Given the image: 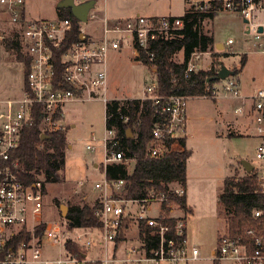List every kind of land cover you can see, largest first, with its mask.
Returning <instances> with one entry per match:
<instances>
[{
  "label": "built area",
  "instance_id": "obj_1",
  "mask_svg": "<svg viewBox=\"0 0 264 264\" xmlns=\"http://www.w3.org/2000/svg\"><path fill=\"white\" fill-rule=\"evenodd\" d=\"M86 0H74L80 4ZM188 8L216 12L234 10L247 20L248 31L255 32L254 39L264 54V18L255 20L259 12L264 13V0H187ZM0 13L7 20L21 26L24 52L29 57V67L24 79L22 93L18 97L0 99V264H110L120 261L131 264H192L200 257L197 246L189 242L188 205L181 199L187 197V187L179 182L169 183L166 189L150 188L143 197L129 198L121 195L126 181L103 176L95 182L100 192L101 206L97 214L102 228H69L67 222L48 217L49 207L45 203L46 179L39 175L28 179L23 166L15 155L25 129L36 121L37 107L42 109L41 128L56 131L66 126L65 105L69 102L102 100L105 105L112 98L109 92L108 61L112 51L121 49L129 42L133 59L143 63L142 52L153 60L152 44L158 40L172 38L180 33L185 21L181 16H146L137 14L111 23L93 9L88 21H80L81 39L61 51L72 28L70 18L33 17L29 15L27 0H0ZM100 19L102 37H89L86 23ZM263 27L260 32L259 28ZM232 43V40H229ZM204 55L209 56V67L213 61V50L194 51L188 59L185 77L207 67H199ZM222 89L216 84L208 85L202 97L218 99L230 96L243 99L239 82L233 76L225 80ZM187 95H162L157 92V80L144 89L142 100H150L156 120L152 128V139L147 153L160 157L173 149H181L180 139L187 127ZM248 111L256 132L261 138L257 147V158L264 164V88L251 96ZM245 113V105L235 109ZM127 119V118H126ZM119 141L114 130L106 128L105 166L111 162H125L122 151L116 150ZM87 149H94L87 144ZM109 151V153H108ZM259 188L264 193V166L258 175ZM79 186L84 181L78 182ZM256 218L264 219V207L254 211ZM134 231L129 251L123 258L118 256L117 240ZM77 231V233H73ZM156 237L154 247L148 248V235ZM253 244L232 239L228 234L220 237L216 259L235 260L238 264H264V225L258 230H246ZM94 235L100 237L104 256L88 258L87 250L94 243ZM72 241L82 256L72 254L66 243ZM112 243V253L109 245ZM58 247L57 254L50 250ZM62 247V248H61Z\"/></svg>",
  "mask_w": 264,
  "mask_h": 264
},
{
  "label": "rangeland",
  "instance_id": "obj_2",
  "mask_svg": "<svg viewBox=\"0 0 264 264\" xmlns=\"http://www.w3.org/2000/svg\"><path fill=\"white\" fill-rule=\"evenodd\" d=\"M59 0H27L29 15H41L45 18H55L58 15ZM188 8L187 0H97L93 9L99 15L107 13L111 17L122 19L137 14L152 16H182ZM264 13L259 12L255 20H263ZM95 22V23H94ZM100 19L86 23V29L93 34L102 35ZM204 30L214 37L213 58L217 54L220 60L230 69L241 68V59L246 56V63L241 72L234 75L239 82L243 95H254L258 89L264 88V54L254 39L255 32H247L248 25L243 15L234 10L219 11L214 18L204 21ZM17 33L22 50L24 44L21 26L10 23L6 15L0 13V99L18 97L24 86V63L19 59L17 51L6 45V38ZM264 34V33H263ZM232 43H229V40ZM224 48H218L217 44ZM199 67H207L209 56L204 55ZM175 59H183L179 52ZM109 92L108 95L126 98H141L146 86L156 79L154 73L144 64L136 63L133 59L130 43L116 51H112L108 61ZM219 90L225 84L220 80L215 82ZM115 98V97H114ZM243 105L241 100H234L230 96H220L217 100L201 95L190 96L187 100L188 138L187 147L192 150L188 159V199L192 205L194 196V211L188 215V240L197 246L200 257L192 264H214V252L220 245V237L228 234L227 214L219 201L224 179L237 174L243 176L246 170L243 160L254 165V170L261 172L264 164L257 158V147L261 138L256 132L253 120L246 121V128L239 133L231 127L236 119L242 120L244 113L235 111ZM106 105L102 100H85L83 102H69L65 105V123L68 125L69 147L62 182L46 180L45 203L49 207L48 217H55L65 223L69 209L73 205L85 203L94 204L100 200L101 194L95 188L105 172V121ZM71 124H75L72 127ZM234 134L228 137L227 134ZM87 144H93L94 149H87ZM95 164H99L95 166ZM135 162L129 160V170L134 168ZM84 181L83 186L78 182ZM194 205V204H193ZM62 206L67 207L64 217ZM134 231L127 234L118 251L123 258L129 251L134 238ZM77 233V231H73ZM62 248V247H61ZM112 253V243L109 245ZM55 247L50 253L57 254ZM88 258L104 256V249L100 244V237L94 235V243L87 250ZM110 264H131L113 261ZM220 264H238L235 260L221 259Z\"/></svg>",
  "mask_w": 264,
  "mask_h": 264
},
{
  "label": "trees",
  "instance_id": "obj_3",
  "mask_svg": "<svg viewBox=\"0 0 264 264\" xmlns=\"http://www.w3.org/2000/svg\"><path fill=\"white\" fill-rule=\"evenodd\" d=\"M218 12L209 9L187 8L181 16L185 24L177 35L172 38L158 40L152 44L155 54L153 60L146 52H142L143 63L154 73L157 80V92L162 95H187L197 96L206 92V87L220 81L218 71L220 57L215 54L211 65L185 77V69L191 54L196 51L213 50L215 44L211 33L204 30V21L216 16ZM58 15L72 20V28L68 33L61 51H65L73 42L80 40V22L73 15L70 8H58ZM17 33L6 38V45L13 47L17 55L24 63V76L29 67V57L22 50ZM182 52L183 59L178 61L175 56ZM246 56L241 59V68L234 67L235 76L238 75L244 64ZM208 79H212L210 82ZM35 123L24 130L20 145L16 150V156L23 166V174L31 180L39 175H44L49 182L57 183L64 180L63 171L66 163V154L69 147V126L56 131H45L41 128L42 108L37 107ZM127 118V119H126ZM156 120V114L150 100L141 98H113L106 104L105 121L106 128L114 130L119 141L116 150L122 151L125 158L135 162L132 170L128 169L125 162H111L102 166L109 179H124L126 181L121 195L129 198L143 197L150 188L166 189L169 183L179 182L186 185L187 163L192 150L185 145L184 138L180 139L182 148L173 149L160 157H151L147 153L148 145L152 139V128ZM128 129L132 135H129ZM42 133L45 138L42 139ZM109 153V151H108ZM258 172L254 169L243 176L237 174L227 176L224 179L219 201L228 219V235L240 242L253 244L252 238L246 234V230L254 227L263 228L264 219L256 218L254 211L264 207V193L260 191ZM186 207V198L181 199ZM100 200L94 204L73 205L66 217L69 228L91 227L102 228V222L97 210L100 208ZM121 235L117 244L124 241ZM148 248L154 247L156 237L147 236ZM68 250L82 256L85 251L68 241ZM219 246L215 252H218ZM214 264H220V260L214 258Z\"/></svg>",
  "mask_w": 264,
  "mask_h": 264
},
{
  "label": "water",
  "instance_id": "obj_4",
  "mask_svg": "<svg viewBox=\"0 0 264 264\" xmlns=\"http://www.w3.org/2000/svg\"><path fill=\"white\" fill-rule=\"evenodd\" d=\"M97 0H86L80 4H76L74 0H59L57 3V8H70L73 15L80 21L87 22L89 12L95 8ZM245 22H247L246 19H244ZM260 32L263 31V27L260 26L259 28ZM247 32H249L247 30ZM218 48H222L220 45H217ZM235 74V71L233 69H230L227 65H225L222 61H220V67L218 71V78L221 80H225L229 76H233ZM212 79H208L210 82ZM129 135H132L131 130L128 129ZM45 133H42V139L45 138ZM243 167L247 172H250L254 169V165H252L249 161L243 160ZM67 211L66 206H62V212L64 217H66L65 212Z\"/></svg>",
  "mask_w": 264,
  "mask_h": 264
},
{
  "label": "crops",
  "instance_id": "obj_5",
  "mask_svg": "<svg viewBox=\"0 0 264 264\" xmlns=\"http://www.w3.org/2000/svg\"><path fill=\"white\" fill-rule=\"evenodd\" d=\"M57 11H58V8H57ZM101 16H107L108 19H109V21L111 23L116 22L118 19H122L121 17H111L106 12L105 13H102ZM33 17H42V16L41 15H39V16L38 15L37 16L34 15ZM88 35H89L90 38L95 39V40H99L102 37L101 34H97V33L93 34L91 30H90V32L88 31ZM217 45H220L222 48H224L223 44H221V43H218ZM109 83H110V80H109ZM242 96L244 97L243 99H234V100H241V103H243L245 105L247 112L244 113V117H243V119L241 121L238 120V119H236V122H232L230 124L231 127H235L237 130H240L239 133H237V134H242L243 132L241 130H243L244 128H246V121L245 120H248L249 122H250V120L252 121V118L250 117V114L248 113V111L250 109V106H251V103H252V101H251V96L252 95H243L242 94ZM114 97L116 98V96H111L112 99ZM117 98H119V97H117ZM215 100H217V99H215ZM71 126L72 127H75V124H71ZM233 135L234 134H231V133L230 134L229 133L227 134L228 137H232ZM183 138L185 140V145L187 147V138H188V113H187V127H186V131H185V134H184V137ZM97 165H99V164H95V166H97ZM187 185H188V178H187V182H186V187H187ZM193 197L194 196L191 197V199L193 200L191 202L192 203V205H191L190 202H189V199H188V190H187L186 202H187V205H188V207H189V209H190L191 212L194 211V206L196 205L195 204V200H194Z\"/></svg>",
  "mask_w": 264,
  "mask_h": 264
}]
</instances>
